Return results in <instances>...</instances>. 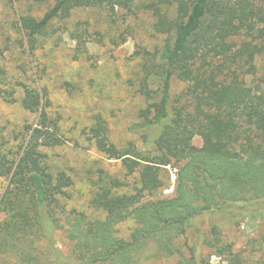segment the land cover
I'll use <instances>...</instances> for the list:
<instances>
[{"label": "trees", "instance_id": "trees-1", "mask_svg": "<svg viewBox=\"0 0 264 264\" xmlns=\"http://www.w3.org/2000/svg\"><path fill=\"white\" fill-rule=\"evenodd\" d=\"M52 1L41 19L21 18L33 45L54 20L68 18L74 9L130 7L137 0ZM174 1L175 18L157 13L156 27L165 40L146 53L139 89L145 107L130 126L146 152L136 147L121 152L101 123L92 129L99 151L121 159L129 173L138 172L141 188L120 193L117 179L101 180L90 205L105 218L68 210L63 200L71 178L54 173L47 162L46 150L62 141L57 123L42 96L27 90L23 107L38 121L28 128L18 159L0 149V180H7L0 196V264L161 259L212 264L213 256L233 264L232 244L224 242L223 230L264 214V79L263 86L248 84L255 59L264 52V0ZM175 80L185 85L177 95L172 94ZM196 136L201 147L192 143ZM175 165V195L146 199L144 193L161 189L162 171ZM206 214L214 221L208 233L196 224ZM129 221L135 224L130 236L118 237L117 227ZM60 237L69 244V255L57 243Z\"/></svg>", "mask_w": 264, "mask_h": 264}, {"label": "rangeland", "instance_id": "rangeland-1", "mask_svg": "<svg viewBox=\"0 0 264 264\" xmlns=\"http://www.w3.org/2000/svg\"><path fill=\"white\" fill-rule=\"evenodd\" d=\"M52 5V0H0V70L4 72L0 77V149L11 159L19 158L28 128L38 121L36 113L23 107V99L27 90L38 92L62 138L59 145L46 150L47 162L54 173L65 172L72 182L63 202L68 210L76 208L92 219H103L105 213L90 205L101 180L117 179L120 193H135L141 184L138 172L129 173L121 159L99 151L92 129L101 123L108 141L121 152L132 147L141 154L146 152L139 136L130 131L145 107L139 91L142 65L146 53L165 40L156 27L157 13L175 18L176 4L174 0H137L130 7L77 8L68 18L54 20L47 35L38 37L33 45L20 26L21 18L41 19ZM263 79L264 52L256 57L255 73L248 84L263 86ZM184 88L175 80L172 94ZM192 143L201 147L202 140L196 136ZM177 171L176 165L166 167L161 189L154 195L144 193L146 199L173 197ZM6 185L7 180L1 179L0 196ZM213 223L206 214L196 224L208 233ZM134 226L133 221L120 224L117 236L127 239ZM222 237L232 244L233 264H261L264 260V214L228 224ZM56 241L69 255L65 239ZM147 249L151 248L145 254ZM211 263L228 264L216 256ZM141 264L176 263L161 259Z\"/></svg>", "mask_w": 264, "mask_h": 264}]
</instances>
